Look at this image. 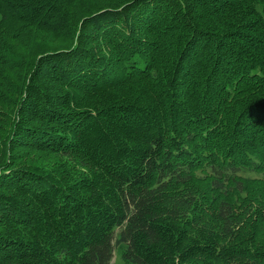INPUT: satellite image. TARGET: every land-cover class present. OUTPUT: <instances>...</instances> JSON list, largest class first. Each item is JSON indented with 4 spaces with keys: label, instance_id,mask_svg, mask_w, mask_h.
<instances>
[{
    "label": "trees",
    "instance_id": "obj_1",
    "mask_svg": "<svg viewBox=\"0 0 264 264\" xmlns=\"http://www.w3.org/2000/svg\"><path fill=\"white\" fill-rule=\"evenodd\" d=\"M264 264V0H0V264Z\"/></svg>",
    "mask_w": 264,
    "mask_h": 264
},
{
    "label": "rangeland",
    "instance_id": "obj_2",
    "mask_svg": "<svg viewBox=\"0 0 264 264\" xmlns=\"http://www.w3.org/2000/svg\"><path fill=\"white\" fill-rule=\"evenodd\" d=\"M110 264H121V261H120V258H119V254L117 252L114 254Z\"/></svg>",
    "mask_w": 264,
    "mask_h": 264
}]
</instances>
